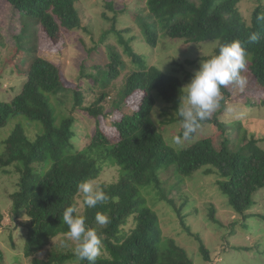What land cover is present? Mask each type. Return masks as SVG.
<instances>
[{
    "label": "trees",
    "instance_id": "obj_1",
    "mask_svg": "<svg viewBox=\"0 0 264 264\" xmlns=\"http://www.w3.org/2000/svg\"><path fill=\"white\" fill-rule=\"evenodd\" d=\"M6 2L14 10L35 20L48 39L62 38L63 32L82 29L77 0ZM242 2L145 0V13L137 15L135 22L140 28L141 39L152 47L157 46L160 36L187 44L217 41L216 55L220 45L240 40L249 56V88L255 87L264 93V21L258 19L264 15V5L254 9L248 24L242 14ZM109 7L113 9L111 3ZM104 18L109 20L106 15ZM23 28L18 41L27 39L26 47L31 44L30 39L35 42L26 50L31 55V63L24 73L21 90L11 101L0 99V128L5 127L11 118L22 117L38 123L40 126L35 127L41 130L31 138L23 122L16 124L2 142L4 152L0 154V171L13 174L10 169L15 168L14 174L19 176L16 190L10 195V214L14 220L23 217L28 220L23 224L26 230L24 251L32 259L31 264H89L87 260H78L70 250H54L42 259L39 255L53 239L66 236L68 227L62 223V216L67 207L78 206L81 196L78 184L89 179L98 181L109 169L116 170L114 180L100 185L109 199L94 208L85 205L80 211L86 217L88 227L96 229L102 238V248L95 264H194L185 248L174 239L163 236L159 216L145 194L151 190L161 200H169L170 193L161 177L170 170L175 180L172 188L182 187L200 170L206 175H216L219 190L232 209L245 219L250 217L247 212L255 205L254 196L264 188V149L256 148V152L249 156L235 152L228 137L230 123L226 121L217 125L225 137L218 151L208 138L192 139L194 135L182 148L172 146L150 116L156 104L153 93H157L162 101L178 107L182 85L158 68L147 67L146 57L129 47V42H125L123 33L118 32L115 25L100 41L105 42L108 33L116 34L126 44L134 67L125 76L111 105L112 113L118 112L120 117L109 123L111 114L107 113L104 104L109 96L106 89L111 84L109 79L120 75L117 68L125 70L120 54L113 51L110 57L99 63L97 58L102 57H93L98 45L88 49L90 57L83 62L81 73L85 74V65L98 69L99 73L88 75L91 82L84 91L82 87L70 90L64 85L59 66L37 54L39 48L35 36L38 30L34 31L32 38L23 33L27 31ZM252 32L260 34L258 42H249ZM106 58L108 68L114 67L115 71L105 70ZM89 62L92 65L89 66ZM95 89L98 90L96 99L87 104V95H94ZM62 92L72 94L73 98L72 110L67 113L62 111L64 102L57 98ZM222 92L231 97L228 88ZM138 93H143L142 98L130 103ZM225 101L221 102L222 112L227 110ZM122 107L132 108L133 112L124 114ZM77 113L96 119L95 129L86 136L88 142L82 150L77 145L80 136L74 129ZM182 134L183 128L179 137ZM41 166L45 170H41ZM169 202L174 205L173 200ZM177 212L180 216L181 212ZM215 212L216 209L211 207L210 218L217 223ZM97 213L106 215L109 223L99 225ZM0 217L2 219L1 214ZM182 223L187 234L200 242V251L209 261L210 253L201 237L193 234L183 219ZM3 259L0 250L1 264H5Z\"/></svg>",
    "mask_w": 264,
    "mask_h": 264
},
{
    "label": "rangeland",
    "instance_id": "obj_2",
    "mask_svg": "<svg viewBox=\"0 0 264 264\" xmlns=\"http://www.w3.org/2000/svg\"><path fill=\"white\" fill-rule=\"evenodd\" d=\"M110 3L113 9L109 7ZM260 4L264 5V0H243L241 10L248 24H250L254 9ZM76 7L82 18V29L63 32L62 38L53 40L43 35L35 20L14 10L6 0H0L1 100L11 101L21 90L25 80L24 73L28 71L31 63V55L27 54L26 50L31 48L35 42L30 39L31 44L26 47L24 43L28 42L27 39L21 38L20 42L17 39L21 35L23 26L27 28V31L24 30L23 33L32 38L35 36L34 31L38 30L35 36L39 48L37 54L59 66L64 85L70 90L82 87L84 91V88L87 89L90 86L91 81L88 75L99 73L98 69L89 68L86 65L85 74L81 73L83 62L90 57L88 49L98 45V51L92 55L94 59L102 57L97 58L99 63L105 57H110L113 51L120 54L125 70L117 68L120 75L111 77L109 79L111 84L106 89L109 96L104 104L107 107V113L111 114L109 123L112 119L120 117L118 112L112 113L111 105L116 100L117 91L125 76L134 67L131 56L126 50V44L116 34L108 33L105 42L100 41L105 33L113 28V25L116 26L118 32L123 33V39L129 42V47H132L139 55L146 57L147 67H156L168 77L176 78L182 85V89L191 82L202 60L214 55L218 46L217 41L187 44L182 40L161 36L155 47L145 43L140 37V28L135 22L137 15L145 13V0H77ZM104 15L109 20L105 19ZM26 25L29 26L26 27ZM17 47L18 50L15 51ZM106 64H109L107 58L103 67ZM90 65L92 62H89ZM109 66L106 65L105 70L113 71L114 67L108 68ZM244 75L248 78L247 87L240 91L238 88L228 86L231 97L223 94L222 99H226L227 110L222 112L220 107L209 119L201 122L200 129L192 134L194 135L192 139L208 138L218 151L225 137L217 125L226 121L230 123L227 130L229 131L228 137L231 141V148L235 152L249 156L256 152V148L264 149V104L261 103L264 102V93L254 89L255 87L249 88L251 75L248 71ZM98 90L100 91L99 88ZM98 90H94V95H87V104L96 99ZM71 95L62 92L57 96L64 102L62 111L65 113L72 110ZM185 95V91L182 90L179 95V106L175 107L162 101L157 93H153L156 104L150 114L159 131L172 146L178 149L189 142V139L183 140L182 137L181 143L175 142V138L179 137L178 134L182 129L179 109ZM142 96L143 93H138L130 100V103L132 100L141 99ZM121 112L130 114L133 109L122 107ZM75 117L74 129L80 136L77 145L79 150H82L86 145L88 138L86 136L93 133L95 129L96 119L83 113H77ZM216 118L219 119L218 122ZM20 122L26 126L31 138H35L41 130L40 127H35L39 125L36 122H29L22 117L11 118L5 127L0 128V154L4 152L2 142ZM14 170L15 168L10 169L13 174L0 171V214L2 215V219L0 217V250L4 254L5 264H31L32 259L28 258L24 251L26 230L23 224L28 223V220L25 217L14 220L10 214V195L16 190L19 178L14 174ZM41 170H45V167L41 166ZM203 171L197 172L180 188H172L175 183L172 170L163 173L162 182H165L164 186L170 193L167 201L161 200L155 191L145 192L149 205L159 216L163 236L174 239L179 246L185 248L194 264H264V188L255 194V205L247 212L250 217L245 219L232 209L226 196L220 192L216 175H206ZM115 172L116 170L109 169L96 183L100 186L103 183L112 182ZM166 195L168 196L167 193ZM170 200L174 201V205H171ZM78 206L80 211L85 207L82 194L78 198ZM211 207L216 209L217 223L210 218ZM178 210L181 212L180 216ZM182 219L192 233L199 235L203 240L210 253L209 261L204 259L200 251V242L185 231ZM75 246V242L70 241L67 236H59L40 253L39 258H46L54 250L74 252Z\"/></svg>",
    "mask_w": 264,
    "mask_h": 264
},
{
    "label": "clouds",
    "instance_id": "obj_3",
    "mask_svg": "<svg viewBox=\"0 0 264 264\" xmlns=\"http://www.w3.org/2000/svg\"><path fill=\"white\" fill-rule=\"evenodd\" d=\"M258 19L264 21V15ZM248 39L249 42H258L260 34L252 32ZM248 60L247 49L238 39L220 45L218 54L202 60L191 82L182 89L186 93L179 109L183 140L190 139L200 129L201 122L209 119L221 107L222 89L233 86L243 91L247 87L248 78L244 73L247 71ZM175 142L181 143V137H176ZM77 190L78 194L83 195V203L88 208H94L109 199L94 179L79 183ZM96 221L99 225H106L109 218L97 213ZM62 223L68 227L65 234L67 238L75 242L74 255L78 260L95 264L102 248V238L96 229L88 227L86 217L80 214L78 206H69L64 210Z\"/></svg>",
    "mask_w": 264,
    "mask_h": 264
}]
</instances>
